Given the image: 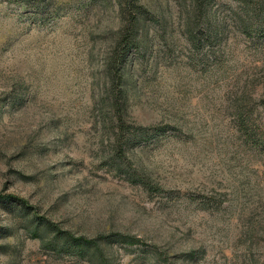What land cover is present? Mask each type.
<instances>
[{"label": "rangeland", "instance_id": "obj_1", "mask_svg": "<svg viewBox=\"0 0 264 264\" xmlns=\"http://www.w3.org/2000/svg\"><path fill=\"white\" fill-rule=\"evenodd\" d=\"M132 1L0 0V264H264V0Z\"/></svg>", "mask_w": 264, "mask_h": 264}, {"label": "trees", "instance_id": "obj_2", "mask_svg": "<svg viewBox=\"0 0 264 264\" xmlns=\"http://www.w3.org/2000/svg\"><path fill=\"white\" fill-rule=\"evenodd\" d=\"M23 2H27V0H22ZM118 4L119 11L125 17L123 20V27L118 32V37L115 45V49L112 53V56L109 58L107 62V67L115 68L116 76L120 81V85L123 83V75L127 65L128 57L130 56L133 50L137 52H141V50L147 45L144 37L149 33V25L146 17L145 7L143 5H137V1L132 0H115ZM192 7L195 10H199L202 8L203 3L202 0H190ZM249 16V13H247ZM242 27L245 32L251 29V26L245 24V21H242ZM121 93L114 94L113 97L109 98L111 103L113 104L112 108L115 109L116 112V120H117V128L115 130L114 136V144L117 146L116 148V159L120 160L123 156L126 155V151L134 144L140 143L143 140L148 139V135L146 133V128L137 127L135 130L138 132L129 133V126L123 120V110L124 106L122 105L125 99V91H120ZM158 132L161 129L155 128ZM127 135V136H126ZM136 176V175H135ZM133 177V175H132ZM140 179V182L146 186V181H144L141 177H137ZM73 243L78 245L79 247L88 246V248L94 249V255L97 252L100 246V238L98 239H86L84 237L74 238ZM82 256H85L84 253H81ZM96 256V255H95Z\"/></svg>", "mask_w": 264, "mask_h": 264}]
</instances>
